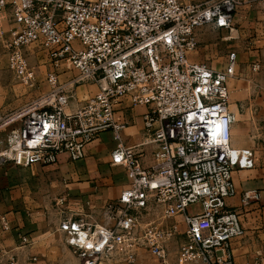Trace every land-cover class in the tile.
Segmentation results:
<instances>
[{
  "label": "built area",
  "instance_id": "1",
  "mask_svg": "<svg viewBox=\"0 0 264 264\" xmlns=\"http://www.w3.org/2000/svg\"><path fill=\"white\" fill-rule=\"evenodd\" d=\"M240 6V0H0V12L8 10L14 24L3 46L14 77L35 82L27 63L33 48L51 65L49 91L0 116V129L12 128L0 165L48 166L61 154L75 162L110 131L116 143L111 164L123 166L129 179L96 219L69 212L61 198L54 201L57 231L81 264H112L118 255L132 262L139 248L169 264L168 244L177 237L174 264H234L231 244L244 229L227 200L236 195L233 173L253 165L251 152L231 143L228 82L236 55L228 54L221 71L188 56L197 46L196 31L229 30ZM61 74H68L64 81ZM87 84L97 93L66 111L77 87ZM123 101L146 109L144 138L135 146L124 145L127 123L114 117ZM149 146L152 162L144 167ZM259 199L246 191L241 202ZM193 204L200 212L188 215ZM154 214L164 223L144 222Z\"/></svg>",
  "mask_w": 264,
  "mask_h": 264
},
{
  "label": "crops",
  "instance_id": "2",
  "mask_svg": "<svg viewBox=\"0 0 264 264\" xmlns=\"http://www.w3.org/2000/svg\"><path fill=\"white\" fill-rule=\"evenodd\" d=\"M240 2L229 30L215 32L203 28L196 31L197 51L190 52L188 59L217 69V65L224 67L229 53L236 55L235 75L228 82L227 110L234 117L231 143L236 149L249 150L253 165L233 173L236 195L227 200V205L240 214L244 234L233 240L231 248L234 264H264V9L262 0ZM11 24L10 29L14 26ZM8 38L9 34L6 40ZM256 63L261 65V71L252 75L248 67ZM67 75L61 74L60 80L64 81ZM96 90L97 87L91 84L77 87L66 111L71 112L81 104V93L87 92L86 97H92ZM3 93L6 94L0 86V112L5 111L7 97ZM145 111L139 106L129 108L126 101L116 106L115 119H124L127 123L123 131L125 146H135L143 140ZM241 133H244L245 141H240ZM249 136L252 138L248 139ZM115 147L112 134L107 131L89 143L84 157L75 162L61 154L55 164L26 168L12 166L7 174L2 171L10 164L0 165V264L64 263L51 255L50 249L61 245L72 251L57 231L58 219H50L54 227H49L43 208L55 206L53 201L61 198L69 212L94 215L96 219L100 209L117 199L129 183L125 168L111 164V152ZM151 162L152 148L149 146L144 149L141 163L148 167ZM246 191L258 192L260 199L242 204V194ZM44 200L51 204H40ZM175 222L180 232H184L182 217L176 216ZM61 239L63 244L59 243Z\"/></svg>",
  "mask_w": 264,
  "mask_h": 264
},
{
  "label": "rangeland",
  "instance_id": "3",
  "mask_svg": "<svg viewBox=\"0 0 264 264\" xmlns=\"http://www.w3.org/2000/svg\"><path fill=\"white\" fill-rule=\"evenodd\" d=\"M193 1H199V0H193ZM6 11L7 12H0V86L4 88V92H6V94L5 93L3 94L6 95L7 98H6V104L4 105L5 111L4 109H2L0 112V116H5L10 112H13L18 108L22 107L26 103L47 93L49 91V85L47 83L46 78L48 73L51 71V65L49 63V59H47L48 56L46 57L44 53L42 54L41 49L33 48L31 50V53L27 56V63L29 67L34 69L35 82L32 85H25L14 77V75L11 73V71L8 68L7 53L2 45L3 43L2 41H5L9 34L10 24L12 23V20L9 17L10 13L8 12V10ZM11 25L13 26L14 24L12 23ZM196 51L197 50H195L194 52ZM259 66L260 69L257 72H252L249 70L250 74L252 75L258 74L261 71V65L259 64ZM248 68H250V66ZM222 69L223 66L217 65V69L214 70L221 71ZM86 93L87 92L81 93L82 99L87 98ZM256 128L259 133L258 126ZM11 134H12L11 127L0 129V151L6 150L9 153ZM250 137L252 138V136H249L248 139H250ZM239 139L240 141H245L244 133L240 134ZM231 140H232V132H231ZM11 169H13L12 165L6 164L2 172L7 174ZM30 196L34 197V194H30ZM40 202H41L40 204H51L47 200H44V202L43 201ZM43 211L45 213L44 217L46 218L47 222L51 221L50 219L57 221V213L55 206L52 207L48 206V208H43ZM186 211L188 215L197 214L198 212H200V206L198 204L189 205ZM152 220H159V222L164 221L163 218H160V215L158 214L149 215L148 217L144 218V222H148ZM49 227H54V224L50 223ZM178 240L179 237H177L175 240H172L168 244L169 264H174L175 262V253L178 248V245L181 242V241L178 242ZM59 243L63 244L62 239L61 241H59ZM50 253L51 255L58 257L59 262L61 261L64 262L63 264H81L80 260L75 255H73L72 252H70L67 248L63 246L61 247V245L60 246L55 245V248L50 249ZM112 264H161V263L152 254H150L149 252H147L142 248H139L136 250V254L132 262L127 261L126 256L118 255L113 259Z\"/></svg>",
  "mask_w": 264,
  "mask_h": 264
}]
</instances>
